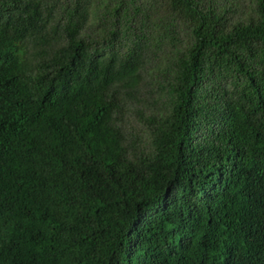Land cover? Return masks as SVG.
<instances>
[{"label": "trees", "instance_id": "trees-1", "mask_svg": "<svg viewBox=\"0 0 264 264\" xmlns=\"http://www.w3.org/2000/svg\"><path fill=\"white\" fill-rule=\"evenodd\" d=\"M0 264H264V0H0Z\"/></svg>", "mask_w": 264, "mask_h": 264}]
</instances>
